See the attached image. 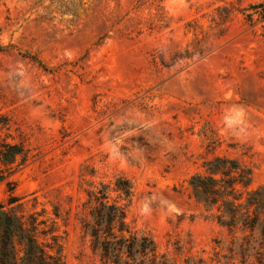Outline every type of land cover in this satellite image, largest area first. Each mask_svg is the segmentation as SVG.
<instances>
[{"label": "rangeland", "instance_id": "rangeland-1", "mask_svg": "<svg viewBox=\"0 0 264 264\" xmlns=\"http://www.w3.org/2000/svg\"><path fill=\"white\" fill-rule=\"evenodd\" d=\"M0 117V144L24 149L0 162V201L58 264H113L82 220L118 177L171 264H264L259 228L189 183L227 157L252 171L237 203L264 185V0H0Z\"/></svg>", "mask_w": 264, "mask_h": 264}, {"label": "trees", "instance_id": "trees-1", "mask_svg": "<svg viewBox=\"0 0 264 264\" xmlns=\"http://www.w3.org/2000/svg\"><path fill=\"white\" fill-rule=\"evenodd\" d=\"M0 123L5 124L6 119ZM5 120V121H4ZM24 155L21 144L6 141L0 144V162L14 163L18 156ZM207 173H195L189 183L196 199L207 207L218 203L223 208L220 222L236 225L245 222L252 230H260L264 237V185L248 193L244 203H237L236 184L248 183L251 169H245L240 162L227 157H215L205 163ZM238 172V175H234ZM113 189L118 195H110V184L101 183L89 189L85 205L88 214L82 220L86 234L106 262L113 264H171L158 253L154 238L148 233L134 231L128 222V207L131 202L132 183L129 179L118 177ZM18 198L11 196L7 207L0 201V264H58L38 240L35 223H28L15 211ZM254 206L255 213L249 214ZM247 207L243 212L240 209ZM200 264H204L202 261Z\"/></svg>", "mask_w": 264, "mask_h": 264}]
</instances>
